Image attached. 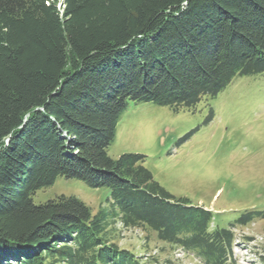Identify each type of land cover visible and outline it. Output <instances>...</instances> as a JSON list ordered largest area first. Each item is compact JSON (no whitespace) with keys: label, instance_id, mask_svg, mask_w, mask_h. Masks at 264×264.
Returning a JSON list of instances; mask_svg holds the SVG:
<instances>
[{"label":"trees","instance_id":"1","mask_svg":"<svg viewBox=\"0 0 264 264\" xmlns=\"http://www.w3.org/2000/svg\"><path fill=\"white\" fill-rule=\"evenodd\" d=\"M259 74L264 0H0V264H147L114 241L115 222L201 264H239L233 223L210 228L145 155L107 149L128 101L177 112ZM58 176L111 200L95 213L74 196L35 204Z\"/></svg>","mask_w":264,"mask_h":264},{"label":"rangeland","instance_id":"2","mask_svg":"<svg viewBox=\"0 0 264 264\" xmlns=\"http://www.w3.org/2000/svg\"><path fill=\"white\" fill-rule=\"evenodd\" d=\"M145 155L143 166L174 197L212 213L210 228L234 233L239 264H263L264 257V74L234 78L215 97L177 112L153 102L128 101L107 154ZM59 195L74 196L92 213L110 202L108 187L58 176L38 189L35 204ZM252 221L237 225L241 215ZM114 241L147 264H201L191 254L156 239L142 227L115 222Z\"/></svg>","mask_w":264,"mask_h":264}]
</instances>
